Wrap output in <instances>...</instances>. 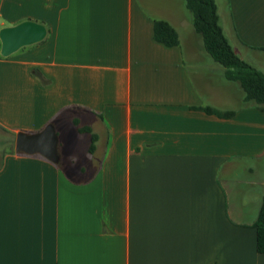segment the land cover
Segmentation results:
<instances>
[{"label": "crops", "instance_id": "1", "mask_svg": "<svg viewBox=\"0 0 264 264\" xmlns=\"http://www.w3.org/2000/svg\"><path fill=\"white\" fill-rule=\"evenodd\" d=\"M215 1L264 74V0ZM24 21L48 35L0 54V264H264V112L208 55L185 0H0V30ZM155 21L178 46L155 41ZM49 124L57 164L16 152L18 133Z\"/></svg>", "mask_w": 264, "mask_h": 264}, {"label": "trees", "instance_id": "2", "mask_svg": "<svg viewBox=\"0 0 264 264\" xmlns=\"http://www.w3.org/2000/svg\"><path fill=\"white\" fill-rule=\"evenodd\" d=\"M186 8L192 13L195 32L201 36L203 46L215 63L226 69V79L238 84L245 94L247 105L264 112V74L244 62L235 53L226 38L220 23L215 0H185ZM154 39L166 47L178 46L179 34L166 21L154 22ZM264 52V48L260 49ZM205 111L221 118H232L235 111L221 113L211 107ZM83 132L91 133L89 128ZM97 137L92 134L90 153L94 152ZM254 228L257 231V251L264 254V196Z\"/></svg>", "mask_w": 264, "mask_h": 264}, {"label": "water", "instance_id": "3", "mask_svg": "<svg viewBox=\"0 0 264 264\" xmlns=\"http://www.w3.org/2000/svg\"><path fill=\"white\" fill-rule=\"evenodd\" d=\"M48 31L43 24L24 21L15 26L0 30L2 57H10L20 49L38 44L46 39ZM15 150L18 154L40 155L52 163L59 162V137L53 124H49L41 132L28 134L20 132L16 135Z\"/></svg>", "mask_w": 264, "mask_h": 264}, {"label": "rangeland", "instance_id": "4", "mask_svg": "<svg viewBox=\"0 0 264 264\" xmlns=\"http://www.w3.org/2000/svg\"><path fill=\"white\" fill-rule=\"evenodd\" d=\"M226 33H228V32H226ZM219 66V65H218ZM219 68H223V67H221V66H219ZM215 80H217L218 81V84H220V86H226L227 88H228V98L229 99H232V100H230V101H232V105L233 106H238V105H242L244 102H242V101H238L237 100V98H236V96H233L232 94H231V89H234L236 86L234 85V84H231V83H229L228 81H223V79H222V77H220V76H218Z\"/></svg>", "mask_w": 264, "mask_h": 264}]
</instances>
